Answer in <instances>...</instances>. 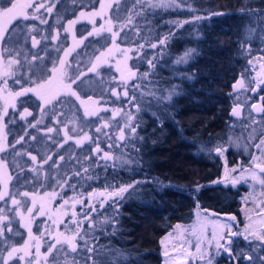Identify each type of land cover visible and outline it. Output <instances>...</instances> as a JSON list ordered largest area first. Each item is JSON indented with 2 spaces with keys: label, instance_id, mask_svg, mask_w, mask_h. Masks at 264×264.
<instances>
[{
  "label": "trees",
  "instance_id": "obj_1",
  "mask_svg": "<svg viewBox=\"0 0 264 264\" xmlns=\"http://www.w3.org/2000/svg\"><path fill=\"white\" fill-rule=\"evenodd\" d=\"M100 2L101 0L47 1V6L54 5V7L47 18V14L41 11V18H46V23L42 26L57 30L59 36L56 42H50L49 38L42 39L37 48L29 47L33 55L44 57V59L36 73L29 66L32 59L30 57L33 55L25 60L28 67L24 72L26 73V77L23 78L25 83L22 84L24 87H33L35 85L33 82L45 78L53 62L59 65V59L64 58L66 76L63 83L70 85L71 91L76 92L80 100H88L91 97L98 102L95 107L109 109L107 113H100L105 120L111 118V109L114 108L131 110L136 115L139 123L137 133L143 139L131 141L124 149L127 153L124 158L132 162L125 167L117 168L115 173L110 167L107 170V181L104 179V169H97L92 175L99 174L100 179L88 181L77 191L87 196V193L93 189L103 191L107 183L119 187L142 181L143 183L136 184L133 189H129L124 194L122 199H119L118 207L109 202L105 203L103 209H99L98 219L116 218L114 225L116 231L113 232V225H105L97 227L90 233L91 246L95 248L92 259L96 261V264H162L159 237L176 223L189 222L196 207L210 208L217 213L240 215L243 204L241 184L233 186L221 182L214 183V181L220 177L224 162L230 164L235 157L243 156L239 149L228 144L229 138H233V133H237L232 130L235 126L232 115V108L235 106L232 84L247 66L250 58V55L246 56L241 48L242 43L244 48L248 43V40L244 39L246 29L252 27L256 30L264 29L260 21L264 11L258 13L254 11L252 15H249L242 9L264 10V0H189V5L197 11H188V6L153 10L154 14L148 15V19L152 22L149 40L154 43L156 39L153 37L162 39L170 32L171 37L163 48L146 50L147 58L155 56V66L152 69L146 61H139L135 52L128 53L132 57L127 61L128 68L138 74L149 73L143 81L139 77L128 81L129 97L135 95L136 103L141 109L139 113L130 106L127 97H122L124 88L120 79L121 73L117 69L124 68L123 55L120 51L118 53L121 58L112 53L108 54V49L114 47L111 33L101 31L98 36L88 37L93 24L84 19L79 20L73 29L75 37L77 40L81 37L88 38L83 44L77 46L71 55L64 57L63 50L72 47L74 43L73 33L64 32V23L77 19L81 11L87 13L89 10L99 9ZM104 2L111 3L113 6L105 10L103 15L106 20L103 23L96 21L95 27L98 29L101 25L107 27L106 21L110 18L113 31L119 32L118 25L123 23L124 18L130 14L132 4H125V0H119V9H117V0H104ZM3 6H9L7 0H0V7ZM212 13H225V15H211ZM117 16L121 19L117 20ZM196 16L206 17V19L195 20ZM185 20L191 22L180 28L165 23ZM33 22L37 25L40 21ZM28 24L32 23L26 25ZM133 24L143 25L145 20L136 17ZM21 25V22L17 24L14 21L13 25H10V30ZM125 31L128 32L129 42H124V32H120L116 38V47L134 48L137 45L131 43L132 40H136L137 44L144 43L133 35L135 28L125 29ZM140 35H148L147 30L142 28ZM189 49L194 51L188 62L177 64L176 60ZM101 53H104V56L98 62L97 70L89 71L92 63L97 62L96 57ZM17 73L19 75L16 76L20 77V72ZM137 84L140 88L133 93L131 88ZM173 86H175V92L179 94L173 95L171 100L161 99L168 95ZM58 87L61 86L54 81L52 88ZM11 89L14 92L21 90L16 84L11 85ZM111 89H115L122 98L117 100V97L112 95ZM141 92L145 93L143 97ZM149 92H154L155 95H150ZM60 98L62 103L54 102L55 111L59 115L53 117V105L47 106L48 113L44 116L43 124L39 129L29 128L28 123H35L41 118L39 107L41 102L33 93L19 98L16 109H11V113H9V107L8 116L4 118L6 127L0 133L6 136L5 143L8 145L4 152H0V159L6 162L8 171L14 178L9 183V190L11 192L36 191L41 196L44 192L59 193L48 204L53 213L60 207L63 200L73 196V191L70 188L61 190L55 187V179L43 188L39 184L35 188L32 185H25L23 180L18 184L15 177L20 173V169L31 168L32 163L28 156H17L16 153L31 152L32 155L37 156L38 161L46 154L53 155V160H59V156L80 157L81 153L72 141L64 144L63 149H59V154L56 155L58 151L56 145L64 143V140L57 133L49 134L53 139L48 140L44 135V124L55 128L57 119L62 121L59 127L64 125V121H74L76 126L79 125V128L88 131L90 135H93L95 127L101 124V120L96 117H84V109L78 104L80 100L72 96L69 91L62 90ZM24 108H28L33 114L27 117L26 121L19 117V113ZM261 116L264 120V113ZM11 117L15 118V122H9ZM239 121V126L235 129L241 134H248L251 121ZM123 123L121 120L120 124ZM69 125L73 124L69 123ZM25 131L28 135H25ZM22 135L25 136L24 141L16 144L15 141ZM31 136H35L36 140H31ZM218 144L228 145L223 156H219L214 151ZM12 145L15 147H11ZM101 148L108 150L104 143H101ZM209 149L212 151L209 152ZM61 164L63 165L61 172L70 174V169L74 167L75 162H61ZM43 171H48L47 165L44 166ZM56 175L57 173L53 171L52 176L56 177ZM28 178L31 179V176L29 175ZM41 180L43 181V177ZM71 182L76 183L75 180ZM197 187L199 191L195 190ZM16 198L20 199L19 196ZM28 206H31L30 203ZM0 207H4L5 213L12 220L15 232L5 234L4 242L0 243V253L6 256L12 246L23 245L28 239V232L18 223L19 217L15 216V212L8 211L9 207L4 201H0ZM22 211L26 213V209ZM67 211L69 216L62 217L65 224L69 223L72 209L68 208ZM75 211L78 218H82L79 216L80 205L76 206ZM65 224L60 225L59 231L66 232ZM46 225L47 231L55 234L56 229L52 227V221L48 216L36 215L31 224L33 235L40 236L41 232L45 231ZM83 228L87 230L88 224L85 223ZM66 234L71 233L66 232ZM48 246L49 237L45 235L41 240V253H45ZM116 250L123 254L118 260L115 258ZM31 251L35 253L34 247ZM19 255L22 253L17 254V257L9 261V264H18L14 260ZM88 256V253L80 252L74 258L78 264H90ZM26 259L29 264V258L26 257ZM32 264L36 262L33 260ZM59 264H63V258Z\"/></svg>",
  "mask_w": 264,
  "mask_h": 264
},
{
  "label": "snow or ice",
  "instance_id": "obj_2",
  "mask_svg": "<svg viewBox=\"0 0 264 264\" xmlns=\"http://www.w3.org/2000/svg\"><path fill=\"white\" fill-rule=\"evenodd\" d=\"M131 3L132 8L129 10V15L124 18V22L118 25L119 32L113 31V24L111 19L109 18L106 23L107 27L101 25L98 29L95 27L94 17L103 16L105 10L107 8H112V4H106L104 0L100 2V9L98 11H93L90 13H85L83 11L80 12L79 17L77 19L69 20L67 22V27L64 28L65 33L72 32L73 33V46L64 49V57L71 55L72 52L76 50V47L83 44L84 40L91 36L100 35L101 31H106L111 33L113 48L108 49V54L110 55L114 50L120 51L123 55V64L124 68L117 70L121 73V83L124 88L122 92V97H127L128 102L131 107L135 108V112H140V107L136 103L135 95L129 97V87L128 81L133 78L139 77L142 81L147 78L149 75L148 72L143 74H138L135 71H132L131 68H128L127 61L132 59L131 56L128 55L130 52H135L139 61H146L149 65V68H154V60L155 56L152 58H147L146 50L147 49H157L163 48L167 41L171 37V32L166 34L162 39L153 37L156 39V42H151L149 40V36L152 32V22L148 19L149 14H154L153 10L155 9H169V8H182L184 6H188L187 10L194 12L197 9L192 8L189 5V0H125V4ZM7 5L0 7V41L5 39V34L9 31L10 25H13L15 21L17 24L20 21H27L29 19H39L37 13H39L41 8H44L47 12L51 13L53 10V6H46L43 3H40V0H7ZM117 9H119V0L116 3ZM32 10V15H29V10ZM242 11L248 12L249 15H252L253 12H259L264 10H248L242 9ZM211 15H225V13H212ZM136 17H140L145 20V24H133V21ZM88 19L93 24L92 31L88 32V37H81L80 39H76L75 34L73 32L74 26L79 22V20ZM121 18L117 16V20ZM195 20L206 19V17L196 16ZM260 21L264 22V16L260 17ZM42 24L46 23V21L41 20ZM191 21H166V24H171L176 28L182 27L184 24L190 23ZM135 28V32L133 35L138 37L140 40H143L144 43L137 44L136 40H132L135 46L130 48L120 49L116 47V38L120 34V32H124L125 41H128V32L125 29ZM147 30L148 35L141 36V29ZM27 33L30 35L35 29L27 28ZM254 30L246 29L247 35L245 36V40L251 39V35ZM262 33H264V29H262ZM59 36L54 35L51 37L52 40H56ZM43 39H48V37H43ZM261 42L264 43V34H262ZM41 43L40 40L36 39L33 35L31 36V44L33 48H36L37 45ZM242 51L247 56L251 53V47L244 48L243 43L241 44ZM59 51V49H57ZM45 51H47L45 49ZM194 50L189 49L184 53L183 56L179 57L176 60L177 64L187 63L191 58V54ZM104 56V53H101L100 56L96 57V63H92V67L89 69L91 72H95L98 67V62L101 60V57ZM43 61L44 57H38L37 55H33L32 60ZM19 60L12 58L11 55L5 61L2 56H0V98L4 100V104L0 107V133L3 132V129L6 127L4 124V118L8 116V109L11 107L13 110L16 109V102L19 98L27 96L29 93H33L38 100L41 102L40 113L41 118L36 120L35 123H28L29 128L39 129L43 124L44 116L48 113L47 106L53 105L52 116L56 117L59 115L55 111V104L62 103L61 91H69L72 96H75L77 100H80L79 95L76 92L71 91L70 85H65L63 83L66 73L64 72V65L66 64V60L64 58L59 59V68L57 66L52 67L51 76H48L47 79L42 80L41 82H33L35 84L34 87H24L21 83L20 78H16L15 71L13 66H19ZM248 65L252 72H255V76L249 77V69H245L240 78L233 85L234 94H239L242 91H249L252 93H259L264 91V56H258L253 59L248 60ZM83 75V73H81ZM13 78V83L20 86V91H12L8 87V78ZM79 79V76H77ZM56 81L61 87L53 89L51 85ZM75 81H73L74 83ZM140 85H133L131 90L133 93L138 91ZM112 95L117 97V100L121 99V94L117 93L115 89H111ZM150 95H155L154 92H149ZM179 93L175 92V86L171 90H169L168 95L161 97L164 100H171L173 95H178ZM145 93L141 92V97H143ZM261 100L264 101V97H261ZM23 103V102H21ZM81 105L83 106L84 117H96L98 120H101V124L95 127L94 134L90 135L88 132H84L82 128H78L75 125L74 121H64V127L61 129L59 125L62 123L61 120H56L57 127H46V132L44 135L48 140H52L53 137L49 134L63 132V140L64 143L56 145L58 151L55 153L59 154V149H63L64 144H66L69 140H73L75 138L74 143L75 146L79 149L81 155L80 157L71 156L66 158L65 156H59V160H53V155L46 154L41 160L38 161L36 155H32L31 152H17V156L26 155L30 158V162L32 163L31 168H21L20 173L15 177L16 182L19 184L21 180L24 181L25 185H32L33 188L36 187L37 184L43 188L45 185H48L50 181L55 179L56 184L55 187L60 188L61 190L65 188H70L73 191V196L69 199L63 200L62 204L58 209H56L55 213L52 212V209L48 207V204L51 200H53L59 193L53 192H44L43 196L39 195L38 192L33 191H23L20 192L17 190L16 192H11L9 190V183L13 181V176L8 171V166L6 162L0 159V201H4L5 204L8 201H11L12 207L8 209L9 212L14 211L15 216L19 217L20 224L23 228L27 229L28 239L24 241L23 245L20 247L12 246L10 250L7 252L6 256H3L0 253V260H2V264H9V261H12L14 257H17V254L22 253V255L18 256L19 261H24L26 257L29 258V264H32L34 260L36 264H59L61 258H63V264H78V261L75 260V255L80 252H86L89 254L88 261L90 264H96V261L92 259V255L95 252V248L91 246V242L89 239L90 233L93 232L97 227H103L105 225H113V232L116 231L114 227L116 218L115 217H105L103 220L97 218L99 215V209H103L105 203H111L113 205H117L119 199L124 197V194L129 191V189H133L136 184L143 183L142 181H135L131 184L120 185L117 187L115 184L107 183L105 189L103 191H97L93 189L91 192L87 193V196L83 192H78V188H82L84 184L88 181L99 180V174L92 175V173L96 172L97 169L103 168L105 171L104 179L107 181V170L111 167L113 173H115L117 168L125 167L130 164L132 161L125 159L124 157L127 153L124 151L127 148L131 141L136 139H143L139 137L137 133V128L139 127V123L137 122L136 115L131 111H125L121 108L111 109L112 116L108 120H105L100 113H107L109 109L107 108H98L94 107L98 102L92 100L91 97L88 98L87 101L80 100ZM251 110H255L257 113H264V104H251ZM32 112L28 110V108H24L22 112L19 113V117L21 120L26 121V118L32 116ZM155 115V113H153ZM232 115L235 117L241 116V106L237 102V105L232 108ZM119 118V119H117ZM124 123L121 125L120 121ZM9 122H15V118L11 117ZM72 123L73 127L71 130L68 129V124ZM256 122L253 121V124ZM69 131L72 132L73 135H69ZM25 135H28L27 131H25ZM25 139V136L22 135L15 141L16 144H21ZM31 140L35 141L36 137L31 136ZM250 140H255L256 137L250 136ZM6 136L0 135V152H4L8 145L5 143ZM123 142V147H122ZM101 143H104L106 148L105 151L101 148ZM229 146L240 147L239 140L229 138L228 142ZM11 147H15L12 145ZM254 147L259 150L260 155H252L251 165L247 168L244 166H240L239 169L233 168L229 170L225 167V175L223 177V183L231 184L235 186L240 182H248V177L250 176L253 182H258L261 188H264V176L258 175L264 174V136H262L259 140V143H255ZM247 149V145H245ZM209 152L212 150L209 149ZM214 151L219 155L223 156L227 148L223 144H218ZM87 153V154H85ZM75 162L74 167L70 169V174L67 172H61V168L63 165L61 162ZM259 161V162H258ZM51 162V163H50ZM48 166V171L44 172V166ZM56 172V177L52 176V172ZM239 172V175L236 176L234 173ZM31 176V179L28 176ZM43 177V181L41 180ZM75 180L76 183H72L71 181ZM214 183H219V181H214ZM23 186V185H21ZM255 187V184H254ZM111 189V191H109ZM199 191V187L195 189ZM261 196H264V192L260 193ZM19 196L20 199L16 197ZM250 198L253 199V203H256L255 198L253 197H245V202H247ZM87 201V203H86ZM30 203L31 206H28ZM98 203V207H97ZM81 206L80 217L78 218V214L75 211L76 206ZM258 219L253 221L251 217H248L249 223L245 225L242 231H233L232 223L236 221L235 216L229 217L224 222H220L219 219L209 221L212 225V239L207 241V247H204L203 243V233L206 228V225L203 224L199 219L197 224L199 227H193L191 229L193 235H197V241L195 244V252L189 250V248L184 247L185 244L190 243V241L184 239L186 236L188 229H181V226L176 225V236H177V244L172 246V251L169 249V239L173 234H169V237H166L160 241L162 245H164L163 255L165 257L164 264H189L190 259H197V264H214L215 257L225 255L228 259L234 262V264H243V262H247V264H257V260L253 258L252 255H248L245 253L243 249L237 248L235 252H233L234 243H238L240 237H243L245 240H255L264 242V199L260 200L259 203H256ZM68 208H71V214L69 217V223L65 224V221L62 217L69 216L67 211ZM22 209H26L22 211ZM246 210V215H247ZM93 214H97L94 216ZM36 215L39 216H48V218L52 221V227L56 229L55 234L47 231V225L44 232H41L40 236H34L32 233V221ZM5 221H7V227L5 226ZM12 221L9 219L7 214L5 213V209L0 208V243L4 242L5 230L8 233H12L11 228ZM87 223L88 229L85 230L83 225ZM65 224L66 232H70L71 234H66V232L59 231L60 225ZM47 235L49 237V246L47 247V251L45 253H41V240ZM235 238V240H234ZM35 249V253H32V249ZM251 247V246H249ZM260 249H264V243L258 245ZM214 251H210L213 249ZM252 251H256V249H252ZM123 254L116 250V259L118 260ZM72 256V259L68 257ZM259 264H264V257L259 258Z\"/></svg>",
  "mask_w": 264,
  "mask_h": 264
},
{
  "label": "rangeland",
  "instance_id": "obj_3",
  "mask_svg": "<svg viewBox=\"0 0 264 264\" xmlns=\"http://www.w3.org/2000/svg\"><path fill=\"white\" fill-rule=\"evenodd\" d=\"M47 1H53L54 2L55 0H40V3H43L46 5ZM99 9L89 10L87 13H90L93 11H98ZM41 11H43L47 14L46 18L48 17V15H50L49 12H47L44 8H41L39 13H37V15L39 16V19H29L27 21H23V20L20 21L22 23V25L18 26V27H14L13 29H11L10 32H7L5 34V39L0 41V56H2L5 61L9 58L10 55L12 58L19 60V62H20L19 66L14 65L13 69H14L16 75H19L17 73L18 71L20 72V77L16 76V78H20L21 83H23V84L25 83L23 81V78L26 77V73H24V72L26 70V67H28L25 60L28 59L31 55H33L31 49L29 48V47H32L31 36L34 35L36 37V39H38L40 41L43 39V37H47V36H48L50 42H56L58 39V38L56 40L51 39L52 36L57 35V33H59L57 30L46 29L44 26H42L44 24H42L41 22H38L41 20L46 21V18H41V15H42ZM29 15L30 16L32 15L31 9L29 10ZM32 20L33 21L35 20L39 24L34 25V22ZM84 20L90 22L88 19H84ZM94 20H95V22L98 21L100 23H103L106 19L104 18V15H103V16L94 17ZM27 23H32V24L26 25ZM261 23H262V27H264V22H261ZM8 27L10 28L11 26H8ZM65 27H67L66 22L63 25V28H65ZM27 28H33V29H35V31H33L29 35L26 31ZM251 29L254 30L255 32L253 31V33L251 35V39L248 40V43L246 46V48L251 47V49H252L251 53L249 54L250 55L249 59H253V58L258 57V56H264V43L261 42V37H262V34H264V33H262V30H256L255 27H252ZM246 35H247V33H245V36ZM39 45H37V47ZM112 54L119 56L118 51H115V50L112 52ZM30 62L31 63L29 64V66L32 67L33 71L36 73L38 70L37 68L40 66V64H42L41 61L40 60L33 61L32 59H30ZM54 64H55V66H57L59 68V65H57L58 63L53 62L50 65L49 70L46 72L45 78L47 77L48 74H49V76L52 74L51 69L54 66ZM245 69H249V77L248 78H251V76H255V72L251 71L250 66L248 64L244 68V70ZM242 72H240L239 76H237V78L234 80V82L232 84V91H233V96L235 99V106L237 105V102L241 106V116L240 117L234 116L233 124L235 123L234 124L235 126L233 127L232 130L236 131L237 133H233L234 135L232 136L233 137L232 139H234V140L238 139L239 140V143L241 146L240 147L234 146V147L239 149L243 153V156L242 157L241 156L235 157L233 162H231L230 164H226V162H224L223 171H222L220 177L218 179H216V181H219L221 183H223L222 181H223V177L225 175V167H227L229 170H231L233 168L239 169L241 165L244 166L245 168H247L251 165L252 155H257V156L260 155L259 150L254 147V144L259 143L260 138L262 136H264V120L262 119V116L260 114H258L257 112H255V110H251V104H253V103L259 104L261 102L264 103V101L261 100V97H264V91H261L258 94L252 93L249 91H242L238 95L234 94L233 85L240 78ZM45 78L43 77V79H40L36 82H41ZM11 83H12V85L14 84L13 78L10 77V78H8V87L10 90H12L11 89ZM51 87H52V85H51ZM0 95H2V94H0ZM84 101H87V100H84ZM3 104H4V100L2 98H0V107H2ZM78 104L81 105V103H78ZM95 106L96 105H94V107ZM81 107H83V106L81 105ZM11 109L12 108L10 107L9 113H11ZM239 120L251 121L250 127L248 126L249 127L248 134H241L239 131H237L235 129L237 126H239V123H240ZM253 121H255L256 123L253 124ZM45 125L46 124H44V126H43L44 133L47 130ZM46 126L51 127L48 124ZM63 127H64V125L61 126L60 128L63 129ZM72 127H73V125L68 124L69 130H71ZM77 127L79 128V125ZM83 131L88 132V131H85L84 129H83ZM59 134L62 136V139H63V132L60 131ZM69 135H73L71 131H69ZM253 135L256 137V139L250 140L249 137L253 136ZM75 138H78V137H74L73 140H69V141H72L74 143ZM245 145H247V149L245 148ZM225 147L227 148L228 145H226ZM234 175L238 176L239 172L237 171L236 173H234ZM258 175L264 176V174H259V173H258ZM240 184H241L242 191H243V194L241 195L242 200H243V204L241 206L240 215H238L236 213H225L224 215H222V213H217V212L210 213L209 212L210 208L196 207L194 209L193 217L189 222L176 223L170 230H168L167 232H165L164 234H162L159 237L160 251L162 254V264H164V261H165V257L163 255L164 245H162L160 243V241L166 237H169L170 233L173 234L172 237L168 241V243H169V249L168 250L171 252L172 246L177 244L176 225H178V224L181 226L182 230L188 229V232H187L186 236L184 237V239L190 241V243L185 244L184 247L189 248V250L194 253L195 252V244L197 241V235H199V233H197V235H193L191 229L194 226L199 227V225L197 224L198 219L203 224L206 225V228H205L204 233H203L204 247H207L208 246L207 241L212 239V225H211V223H209V221L219 219L220 222H224L229 217L235 216L236 221L231 222L232 223V230L233 231H242L244 229L245 225L249 223L248 217H251L253 221H256L258 219L257 212L259 211V209H257L256 203H259L260 200L264 199V196L260 195L261 192H264V188H261L258 182H253L250 176L248 177L247 183L240 182L236 185H240ZM254 184H255V187H254ZM245 197L255 198L256 203H253L252 198H250L247 202H245ZM7 205L9 208H11L12 207L11 201H8ZM0 208L4 209V207H0ZM246 210H248L247 215H246ZM17 220H18V223L20 224V220L19 219H17ZM4 223H5V226L7 227V221H5ZM10 226L13 230L12 233H15L12 223ZM7 233L8 232L5 230V234H7ZM12 233H8V234H12ZM245 242H248L249 246H251L250 249H260L258 247V245L261 243H264L262 241H255V240H245ZM210 251H214V248L210 249ZM220 260H221V256L215 257L214 264H223V263H221ZM14 262H17L18 264H28V260L26 258L24 261H19L18 258H16V260H14ZM189 264H197V259H190Z\"/></svg>",
  "mask_w": 264,
  "mask_h": 264
},
{
  "label": "flooded vegetation",
  "instance_id": "obj_4",
  "mask_svg": "<svg viewBox=\"0 0 264 264\" xmlns=\"http://www.w3.org/2000/svg\"><path fill=\"white\" fill-rule=\"evenodd\" d=\"M9 30H10V28H9ZM8 32H10V31H8ZM259 104H264V103L261 102ZM258 114L261 115L262 113H258ZM234 240H235V238H234ZM237 248L243 249L245 251V253H247L248 255H252L253 258L257 260V264H259V258L264 257V249H256V251H252V249H250V247H249L248 242H245V240L242 237L239 238L238 243H234L233 252H235L237 250ZM220 261L223 264H234V262L231 261L230 259H228L225 255H221ZM243 264H247V262L245 261V262H243Z\"/></svg>",
  "mask_w": 264,
  "mask_h": 264
},
{
  "label": "water",
  "instance_id": "obj_5",
  "mask_svg": "<svg viewBox=\"0 0 264 264\" xmlns=\"http://www.w3.org/2000/svg\"><path fill=\"white\" fill-rule=\"evenodd\" d=\"M209 212L210 213H215V211L214 210H212V209H209ZM225 213H222V215H224Z\"/></svg>",
  "mask_w": 264,
  "mask_h": 264
}]
</instances>
